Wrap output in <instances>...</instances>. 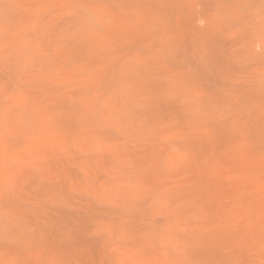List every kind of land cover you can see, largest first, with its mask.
<instances>
[{
  "label": "rangeland",
  "instance_id": "1",
  "mask_svg": "<svg viewBox=\"0 0 264 264\" xmlns=\"http://www.w3.org/2000/svg\"><path fill=\"white\" fill-rule=\"evenodd\" d=\"M0 264H264V0H0Z\"/></svg>",
  "mask_w": 264,
  "mask_h": 264
}]
</instances>
